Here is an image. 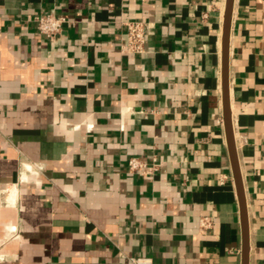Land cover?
I'll use <instances>...</instances> for the list:
<instances>
[{"label": "crops", "instance_id": "crops-1", "mask_svg": "<svg viewBox=\"0 0 264 264\" xmlns=\"http://www.w3.org/2000/svg\"><path fill=\"white\" fill-rule=\"evenodd\" d=\"M225 10L0 0V264H243ZM52 13L69 20L54 41L35 24ZM127 22L148 24L145 54L123 52ZM229 97L249 264H264V0H234ZM133 157L157 171L130 172Z\"/></svg>", "mask_w": 264, "mask_h": 264}, {"label": "water", "instance_id": "water-1", "mask_svg": "<svg viewBox=\"0 0 264 264\" xmlns=\"http://www.w3.org/2000/svg\"><path fill=\"white\" fill-rule=\"evenodd\" d=\"M234 8V0H226V10L224 16L223 40H222V86H223V105H224V125L228 141V149L232 164L233 175L235 179L236 189L240 204V215L242 224V263L249 264L250 253V236L248 224L247 203L244 192V185L240 164L236 149L234 131L232 126V114L230 108L229 97V51H230V32L232 23V14Z\"/></svg>", "mask_w": 264, "mask_h": 264}, {"label": "built area", "instance_id": "built-area-1", "mask_svg": "<svg viewBox=\"0 0 264 264\" xmlns=\"http://www.w3.org/2000/svg\"><path fill=\"white\" fill-rule=\"evenodd\" d=\"M69 20L64 16H57L56 14H41L35 18L37 30L54 41L61 35L63 28ZM127 43L123 47V52L128 54H145L146 53V36L148 33V24L146 22H127ZM128 168L130 172L137 173L141 176H149L157 171L155 163L148 164L139 158H130L128 161ZM201 227L209 229L211 221L207 218L202 220ZM140 260H136L139 263Z\"/></svg>", "mask_w": 264, "mask_h": 264}, {"label": "bare ground", "instance_id": "bare-ground-1", "mask_svg": "<svg viewBox=\"0 0 264 264\" xmlns=\"http://www.w3.org/2000/svg\"><path fill=\"white\" fill-rule=\"evenodd\" d=\"M9 190H11V189H9ZM15 191H16V190H15ZM15 191H14V193H15ZM10 192H11V191H10ZM12 192H13V191H12ZM14 193H13V194H14ZM11 194H12V193H11ZM11 194H10V195H11ZM13 197H14V196H13ZM13 197H12V198H13ZM10 198H11V197H10ZM10 200H11V199H10Z\"/></svg>", "mask_w": 264, "mask_h": 264}]
</instances>
